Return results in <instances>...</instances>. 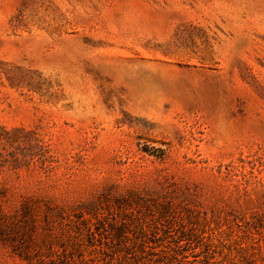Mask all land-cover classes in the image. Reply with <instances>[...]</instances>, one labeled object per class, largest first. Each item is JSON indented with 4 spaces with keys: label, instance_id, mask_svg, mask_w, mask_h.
Masks as SVG:
<instances>
[{
    "label": "rangeland",
    "instance_id": "rangeland-1",
    "mask_svg": "<svg viewBox=\"0 0 264 264\" xmlns=\"http://www.w3.org/2000/svg\"><path fill=\"white\" fill-rule=\"evenodd\" d=\"M0 264H264V0H0Z\"/></svg>",
    "mask_w": 264,
    "mask_h": 264
}]
</instances>
